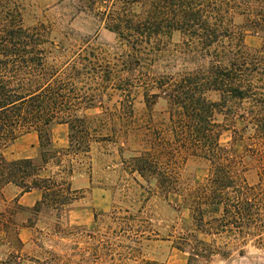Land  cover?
Listing matches in <instances>:
<instances>
[{"label":"trees","instance_id":"obj_1","mask_svg":"<svg viewBox=\"0 0 264 264\" xmlns=\"http://www.w3.org/2000/svg\"><path fill=\"white\" fill-rule=\"evenodd\" d=\"M144 3L151 9L144 14V22L138 19L126 27L119 18L110 17L108 26L129 44L127 36L142 37L144 26V56L151 60L169 53L156 47L164 39L174 33L184 39L177 54L187 67L157 75L151 86L159 90L154 96H164L170 106L171 130L178 144L168 156L190 153L211 163L209 178L182 195L194 225L209 236L264 237V197L256 196V188L244 178L242 157L221 146L222 132L231 127L225 128L216 119L223 115L233 128L239 120L245 123V132L252 131L247 139L259 146L264 157V0ZM237 16L243 18L241 25L235 22ZM248 35L259 38L260 46H248ZM66 52L46 38V31L24 26L18 0H0V191L9 185L20 188L15 199L20 211L24 207L18 198L33 191L42 193L35 212L44 206H70L78 191L72 189L67 177L76 172L98 139L107 140L115 134L117 121L111 113L92 117L88 112L104 101V90L123 71L111 62L104 66L100 55L89 50L62 63ZM112 88L125 91L122 86ZM212 93L219 101L210 99ZM55 125L69 126L67 149L55 147ZM33 132L39 137L41 162L8 161L5 149ZM161 158L160 151L150 150L136 161L144 163L146 181L167 188L178 181L169 167L161 168ZM50 163L59 170L44 176ZM19 242L25 245L21 239ZM258 244L264 246V238ZM178 246L189 249V264L208 263L217 254L189 233L179 237Z\"/></svg>","mask_w":264,"mask_h":264},{"label":"rangeland","instance_id":"obj_2","mask_svg":"<svg viewBox=\"0 0 264 264\" xmlns=\"http://www.w3.org/2000/svg\"><path fill=\"white\" fill-rule=\"evenodd\" d=\"M18 2L24 26L46 31L50 42L67 51L62 63L74 61L80 51L89 50L100 55L104 66L111 62L123 72L104 90V101L88 112L92 117L111 113L117 121L113 126L115 134L107 140L98 139L76 172L67 177L72 189L78 191L70 206H44L35 212L34 194L24 202L21 196L18 198L24 207L20 211L15 199L21 189L9 185L0 191V264H189V249L178 248L179 237L188 233L197 235L217 253L202 264H264V246L258 244L264 237L204 235L184 204L182 195L209 178L211 163L190 153L168 156L178 144L171 130L170 106L164 96H154L159 90L151 86L157 75L187 67L177 54L184 42L181 34L174 33L156 45L169 53L151 60L144 56V26L142 37L127 36L130 44L108 26L110 17L119 18L126 27L138 19L144 22V14L151 11L144 0ZM235 22L241 25L243 18L237 16ZM246 44L257 48L260 40L248 35ZM137 59L141 61L137 63ZM119 85L125 91L112 88ZM209 97L213 101L220 99L214 93ZM216 119L225 128L231 127L222 132L221 146L242 157L244 178L256 188V196L264 197V157L259 146L247 139L252 131L245 132L246 125L240 120L233 128L223 115L218 114ZM69 134L68 125H55V147L67 149ZM150 150L162 153L160 166L169 167L176 184L165 188L144 179V163H138L136 158ZM3 154L8 161L33 159L40 163L38 134L20 137ZM58 170L50 163L43 175L50 176ZM20 237L30 240L22 241V245Z\"/></svg>","mask_w":264,"mask_h":264},{"label":"crops","instance_id":"obj_3","mask_svg":"<svg viewBox=\"0 0 264 264\" xmlns=\"http://www.w3.org/2000/svg\"><path fill=\"white\" fill-rule=\"evenodd\" d=\"M34 194H36V196H35ZM29 196H35V197H32V199L35 198V202H38V201H40L41 198H42V193H40V192H38V191H33V192H30V193H26V194H24L23 196H21V199H20L21 202H24V201H26V200H30V199H29ZM21 204H22V203H21ZM20 239H21L23 242H27L28 240H30L29 237H28V239H26V237H20Z\"/></svg>","mask_w":264,"mask_h":264}]
</instances>
